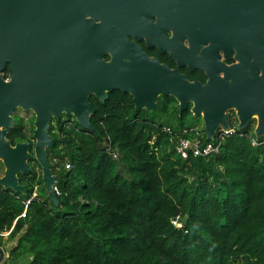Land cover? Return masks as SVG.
<instances>
[{
	"label": "trees",
	"instance_id": "obj_1",
	"mask_svg": "<svg viewBox=\"0 0 264 264\" xmlns=\"http://www.w3.org/2000/svg\"><path fill=\"white\" fill-rule=\"evenodd\" d=\"M90 102L94 130L61 118L48 129L59 209L34 193L42 185L34 158L31 172L18 175L24 193L0 187V247L2 233L16 238L6 260L264 264V139L252 146L248 131H237L217 139V153L182 158L170 139L194 137L196 120L178 112L172 97L152 111H136L119 91ZM13 120L11 145L32 141V117L28 126Z\"/></svg>",
	"mask_w": 264,
	"mask_h": 264
},
{
	"label": "water",
	"instance_id": "obj_2",
	"mask_svg": "<svg viewBox=\"0 0 264 264\" xmlns=\"http://www.w3.org/2000/svg\"><path fill=\"white\" fill-rule=\"evenodd\" d=\"M177 11L179 16H208L203 7L180 6ZM237 11L233 15L240 13L243 19L264 18V0L242 3ZM145 13L156 15V23L172 14L171 8L147 7L143 0H0V72L10 74L7 81L0 78V187L24 193L18 175L31 172L29 161L34 158L46 199L59 209L54 191L58 176L47 159V149L54 144L49 123L64 114L83 129L94 130L89 96L103 102L115 90L128 93L136 111L154 110L159 96L173 97L180 113L191 101V112L202 118L207 140L215 136L216 127L228 128V109H236L239 129L256 112L254 134L264 138V101L257 102L247 86L188 82L128 39L140 33ZM188 40L191 44V34ZM18 109L33 114V140L12 146L6 137ZM3 258L0 248V263Z\"/></svg>",
	"mask_w": 264,
	"mask_h": 264
},
{
	"label": "flooded vegetation",
	"instance_id": "obj_3",
	"mask_svg": "<svg viewBox=\"0 0 264 264\" xmlns=\"http://www.w3.org/2000/svg\"><path fill=\"white\" fill-rule=\"evenodd\" d=\"M245 2L253 5L255 0H143L147 7L171 8V17H164L161 20L164 22L156 23V15L145 13L140 33L136 38L128 35V39L139 46L148 58L157 60L171 71L178 72L188 82H198L201 85L214 82L217 86L229 85L233 88L244 84L255 98L257 97V102H263L264 18L249 15L243 19L240 13L234 16V11L238 12L237 6ZM180 6L203 7L208 16L204 18L179 16L177 10ZM86 18L91 19V16L88 15ZM94 21L99 22L97 19ZM189 34L192 38L191 44L188 40ZM109 60V55L105 54V61ZM163 97L171 96H159L156 105ZM91 99L100 101L90 95L89 102ZM174 101V107L177 109V101L175 99ZM191 107L190 101L183 112H188V118L193 121L195 117ZM177 111L179 112L178 109ZM225 114L228 128L216 127L215 135L222 129H232V133L247 130L246 134L250 138H261L254 134L258 121L256 112L250 113L249 121L243 129L238 128L236 109H228ZM60 118L62 121L74 119L64 114ZM197 118L202 128L193 130L198 135L205 134L202 118ZM55 121L52 119L49 127ZM69 124L72 125L71 122Z\"/></svg>",
	"mask_w": 264,
	"mask_h": 264
},
{
	"label": "built area",
	"instance_id": "obj_4",
	"mask_svg": "<svg viewBox=\"0 0 264 264\" xmlns=\"http://www.w3.org/2000/svg\"><path fill=\"white\" fill-rule=\"evenodd\" d=\"M10 77L9 72L3 71L0 72V78L3 80L7 81ZM168 130V128H167ZM194 132V137L193 138H182L178 137L177 140L174 142L170 139V141L174 144V150L177 154H179L182 158H186L188 153L191 152V154L196 157V156H208L209 154L212 153H217L219 149V142H217V139L219 137H222L223 135H228L232 134L233 130L232 129H227V130H221L220 133L215 135L213 138H210L208 142L205 144H202L200 142V139L198 138V134ZM250 144L252 146H256L259 144V141L257 138L252 137L250 139ZM68 167V166H66ZM54 191L58 193L57 188L54 186ZM172 223L175 224V221H172ZM9 232L2 233L1 236H7Z\"/></svg>",
	"mask_w": 264,
	"mask_h": 264
},
{
	"label": "rangeland",
	"instance_id": "obj_5",
	"mask_svg": "<svg viewBox=\"0 0 264 264\" xmlns=\"http://www.w3.org/2000/svg\"><path fill=\"white\" fill-rule=\"evenodd\" d=\"M116 91H118V90H116ZM119 92H121V91H119ZM121 93H123V92H121ZM172 112V109L170 108L169 109V111H168V113L170 114ZM13 117H15V119L17 120V119H22V120H24V121H26V124H27V126H28V120H30L31 119V117H32V121H33V119H34V117H33V114L31 113V112H24V111H22V110H16L15 111V113H14V115H13ZM195 120H196V123L194 124V128H195V130H200L201 128H202V124H201V122L199 121V120H197L198 118H194ZM188 120V119H187ZM202 123H203V121H202ZM236 127V124H234V128ZM191 138H193V137H191ZM261 139H264V138H262L261 137ZM3 171H4V168L3 167H1L0 168V175H2V173H3ZM36 172L41 176V169L40 170H38V169H36ZM40 193L41 195H46L45 194V191H44V189H43V187H42V185H40L39 187H37V189H35L34 190V193ZM9 232V231H8ZM3 238V242L4 243H9L8 245L10 246V248L15 244V242H16V238L14 239V240H12V241H8L7 240V236L6 237H2ZM8 246V247H9ZM3 263V262H2Z\"/></svg>",
	"mask_w": 264,
	"mask_h": 264
},
{
	"label": "crops",
	"instance_id": "obj_6",
	"mask_svg": "<svg viewBox=\"0 0 264 264\" xmlns=\"http://www.w3.org/2000/svg\"><path fill=\"white\" fill-rule=\"evenodd\" d=\"M2 237H6L5 235L4 236H2ZM9 243H4L3 242V247H0L1 249H2V251H3V253H4V258H3V260L1 261V263L0 264H25L28 260H29V257L30 256H26V255H24V256H22V257H20L19 259H17L16 261H14V262H11V261H9V260H6V257H7V253H8V251H9V249H10V244L8 245ZM9 246V247H8ZM3 262V263H2Z\"/></svg>",
	"mask_w": 264,
	"mask_h": 264
}]
</instances>
